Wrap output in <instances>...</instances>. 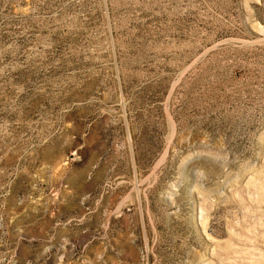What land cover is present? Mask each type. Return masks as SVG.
Segmentation results:
<instances>
[{
  "label": "rangeland",
  "instance_id": "1",
  "mask_svg": "<svg viewBox=\"0 0 264 264\" xmlns=\"http://www.w3.org/2000/svg\"><path fill=\"white\" fill-rule=\"evenodd\" d=\"M0 264H264V0H0Z\"/></svg>",
  "mask_w": 264,
  "mask_h": 264
}]
</instances>
